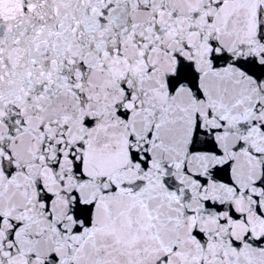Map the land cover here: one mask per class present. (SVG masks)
Instances as JSON below:
<instances>
[{"label": "snow or ice", "instance_id": "snow-or-ice-1", "mask_svg": "<svg viewBox=\"0 0 264 264\" xmlns=\"http://www.w3.org/2000/svg\"><path fill=\"white\" fill-rule=\"evenodd\" d=\"M0 264H264V0H0Z\"/></svg>", "mask_w": 264, "mask_h": 264}]
</instances>
